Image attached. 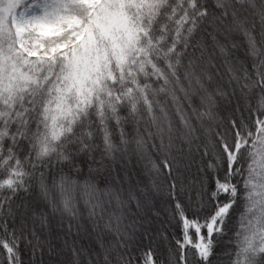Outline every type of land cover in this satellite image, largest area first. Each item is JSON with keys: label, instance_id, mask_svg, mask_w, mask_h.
Segmentation results:
<instances>
[{"label": "snow or ice", "instance_id": "snow-or-ice-1", "mask_svg": "<svg viewBox=\"0 0 264 264\" xmlns=\"http://www.w3.org/2000/svg\"><path fill=\"white\" fill-rule=\"evenodd\" d=\"M0 264H264V0H0Z\"/></svg>", "mask_w": 264, "mask_h": 264}]
</instances>
